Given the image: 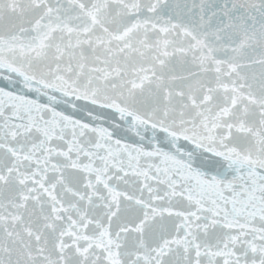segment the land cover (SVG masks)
Returning a JSON list of instances; mask_svg holds the SVG:
<instances>
[{
  "label": "snow or ice",
  "instance_id": "6c2138e0",
  "mask_svg": "<svg viewBox=\"0 0 264 264\" xmlns=\"http://www.w3.org/2000/svg\"><path fill=\"white\" fill-rule=\"evenodd\" d=\"M0 264H264V0H0Z\"/></svg>",
  "mask_w": 264,
  "mask_h": 264
}]
</instances>
